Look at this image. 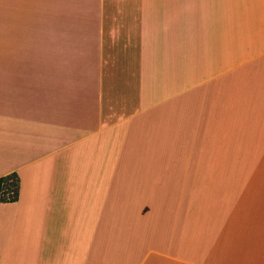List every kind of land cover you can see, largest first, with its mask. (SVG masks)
<instances>
[{"label":"crops","instance_id":"obj_1","mask_svg":"<svg viewBox=\"0 0 264 264\" xmlns=\"http://www.w3.org/2000/svg\"><path fill=\"white\" fill-rule=\"evenodd\" d=\"M0 264H264V0H0Z\"/></svg>","mask_w":264,"mask_h":264},{"label":"trees","instance_id":"obj_2","mask_svg":"<svg viewBox=\"0 0 264 264\" xmlns=\"http://www.w3.org/2000/svg\"><path fill=\"white\" fill-rule=\"evenodd\" d=\"M20 193V176L17 172L0 177V202L16 201Z\"/></svg>","mask_w":264,"mask_h":264}]
</instances>
